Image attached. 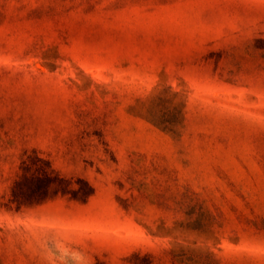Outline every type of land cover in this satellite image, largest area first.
<instances>
[{
	"label": "rangeland",
	"instance_id": "1",
	"mask_svg": "<svg viewBox=\"0 0 264 264\" xmlns=\"http://www.w3.org/2000/svg\"><path fill=\"white\" fill-rule=\"evenodd\" d=\"M41 165L77 192L16 206ZM0 227V264H264V0H0Z\"/></svg>",
	"mask_w": 264,
	"mask_h": 264
},
{
	"label": "trees",
	"instance_id": "2",
	"mask_svg": "<svg viewBox=\"0 0 264 264\" xmlns=\"http://www.w3.org/2000/svg\"><path fill=\"white\" fill-rule=\"evenodd\" d=\"M46 165V164H45ZM29 166L24 165V169L28 171ZM49 171H53V169L46 168ZM44 170V167L38 166V168L35 170L34 173L30 174L29 177L28 175H22L20 180H18L14 185H12L8 191L10 192V201L15 202L17 205L16 206H35L32 205V201H54L60 198V196H54L56 194H59L61 196L65 194H75L77 190H74L72 188V183L73 180L72 178H65L63 175L59 174L58 171H55L54 174L51 176V174H48V171ZM55 179L57 181V186L58 189L53 191V196L47 197L48 193H50L49 187L50 185H47L40 189L39 191L35 192L34 194L27 193L23 189V182H31L32 184H37L38 182H43L47 180ZM28 180V181H27ZM86 188H90L88 184L85 182L84 183ZM27 193V194H26ZM15 217H27V218H33V216L30 215H22L18 214ZM34 228H39V227H34ZM55 231L58 232H68L69 234H76V233H88L91 234V231H83L80 229L77 230H63V229H55ZM0 232H4V228L0 227ZM71 245V243H70ZM104 252L101 253V255H95L93 257V262L92 264H110L108 260H106L107 256H109L112 253V247L110 246H105ZM90 248L86 251L88 255H90ZM120 262V264H176L173 261L170 262H165L162 258H158L155 256L152 252H145V253H140L139 251H134L130 253L127 256H122L117 258Z\"/></svg>",
	"mask_w": 264,
	"mask_h": 264
}]
</instances>
